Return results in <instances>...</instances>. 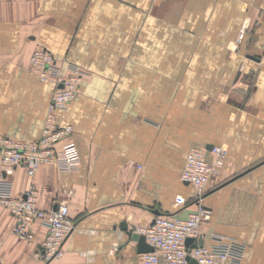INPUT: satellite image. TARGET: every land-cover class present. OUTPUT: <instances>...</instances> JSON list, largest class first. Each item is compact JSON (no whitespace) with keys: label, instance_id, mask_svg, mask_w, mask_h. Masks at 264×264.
I'll return each instance as SVG.
<instances>
[{"label":"crops","instance_id":"0c3cea01","mask_svg":"<svg viewBox=\"0 0 264 264\" xmlns=\"http://www.w3.org/2000/svg\"><path fill=\"white\" fill-rule=\"evenodd\" d=\"M38 48L63 75L71 64L85 73L55 115L72 125L81 165L34 177L37 206L65 203L76 228L44 263L45 231L18 239L0 206V264H141L121 226L193 211L174 203L195 192L180 175L191 148L210 146L227 153L205 187L204 233L264 264V0H0V139L41 134L54 84L29 63ZM10 179L16 196L31 184L23 168Z\"/></svg>","mask_w":264,"mask_h":264},{"label":"built area","instance_id":"2783aa9c","mask_svg":"<svg viewBox=\"0 0 264 264\" xmlns=\"http://www.w3.org/2000/svg\"><path fill=\"white\" fill-rule=\"evenodd\" d=\"M244 36L240 31L237 42ZM29 63L42 82L51 81L54 90L43 120L41 134L34 140H16L9 137L0 139V206L13 216L11 233L20 240L34 242V227L45 231L38 255L44 263L62 257L67 238L76 225L69 217L65 203H59L54 210L44 211L37 206L38 191L35 174L42 166H53L63 173L76 172L81 159L71 140L72 125H58L55 115L65 111L74 99L85 73L76 65H69L66 74L54 56L46 49H36ZM222 146L191 148L185 158L180 180L194 189V196L186 200L177 195L176 206H194L185 217L176 214L160 215L153 224L137 227L135 232L142 235L152 252L141 254V264H189L188 258L196 264H243L244 246L236 239L218 234H205L203 226L209 221L211 212L203 206L205 187L210 178L220 173L226 158ZM210 155V161L207 160ZM17 168H23L31 184L23 196H16L11 175ZM207 237V242L204 238ZM193 239L196 246H186V239ZM202 240L198 246L197 241ZM192 244V245H193Z\"/></svg>","mask_w":264,"mask_h":264},{"label":"water","instance_id":"95a60500","mask_svg":"<svg viewBox=\"0 0 264 264\" xmlns=\"http://www.w3.org/2000/svg\"><path fill=\"white\" fill-rule=\"evenodd\" d=\"M212 148V146H210L209 148H207L208 150H210ZM156 216H159L160 214L158 212L155 213ZM154 223V220L151 222V224ZM121 231L126 233V236L128 238V242L132 241L136 243V253L137 254H146V253H150L153 251L152 247L150 245H148L145 242V239L142 235L138 234L135 232V227H131V229H128V226L126 224L121 226ZM194 240L193 239H186L185 241V245L186 246H196V244H193ZM193 244V245H192ZM198 246L202 245V240H198L197 241ZM188 262L189 264H196V262L190 258H188Z\"/></svg>","mask_w":264,"mask_h":264}]
</instances>
